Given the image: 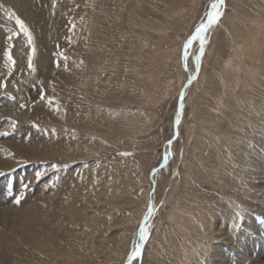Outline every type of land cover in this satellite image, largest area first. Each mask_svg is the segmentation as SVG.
<instances>
[{
	"label": "rangeland",
	"instance_id": "374dc122",
	"mask_svg": "<svg viewBox=\"0 0 264 264\" xmlns=\"http://www.w3.org/2000/svg\"><path fill=\"white\" fill-rule=\"evenodd\" d=\"M212 2L0 0V264H125L150 206L132 264H264V0H225L151 194Z\"/></svg>",
	"mask_w": 264,
	"mask_h": 264
},
{
	"label": "snow or ice",
	"instance_id": "6c2138e0",
	"mask_svg": "<svg viewBox=\"0 0 264 264\" xmlns=\"http://www.w3.org/2000/svg\"><path fill=\"white\" fill-rule=\"evenodd\" d=\"M224 8H225V0H214V2L211 3L210 5L211 10L207 13L206 21L200 23V25L195 29L194 34L186 41L184 45L185 61L188 58V49L192 47L194 42H199L201 55L196 57L197 67H199L201 56L204 53L205 44L207 42L206 34L213 25L219 22V20L223 16ZM16 23L19 25L20 31L28 35L29 43H32L31 33L28 32V29L24 25V22L20 20L18 17H16ZM11 38L12 37L10 36L8 39L11 40ZM34 51L35 49L33 48V52ZM9 60H12L11 55H9ZM30 66H31V62H30ZM179 121H180V117L177 116V123H179ZM169 143H171V141H169ZM37 175H41V174L38 173ZM16 202L19 203V200H17ZM155 211H156L155 207L150 206L147 214L144 216L143 222L139 228V241L138 243H136L134 249L132 250L131 256L129 258V264H132V261L140 257L142 254L145 241L149 237V227H150L149 221Z\"/></svg>",
	"mask_w": 264,
	"mask_h": 264
},
{
	"label": "water",
	"instance_id": "95a60500",
	"mask_svg": "<svg viewBox=\"0 0 264 264\" xmlns=\"http://www.w3.org/2000/svg\"><path fill=\"white\" fill-rule=\"evenodd\" d=\"M206 44H207V42H206ZM199 55H201L200 54V49H199V52H198L197 56H199ZM200 67H201V60H200L199 67H197V64H196V72H195L196 74L189 76V79H188L186 85L184 86L183 90L181 91V93L179 95L178 105H177V116L180 117V121H179V123H177V116H176L175 121H174V136L172 137V139L169 140V141H171V143H169V141H168L166 143V145H171L173 143V141L179 136V124L181 123V120H182V117H183V113H184V104H183L184 103V96H185L186 90L188 89V87L190 86L192 81L194 79H196V77H197L196 75L198 74ZM168 158H169L168 153L166 151H164L163 161H162L161 165H159L154 170V173L159 171L167 163ZM151 178H153L152 175H151ZM154 193H155V183H154V185L152 187V191H151V194H154ZM127 264H129V262H127Z\"/></svg>",
	"mask_w": 264,
	"mask_h": 264
},
{
	"label": "bare ground",
	"instance_id": "6f19581e",
	"mask_svg": "<svg viewBox=\"0 0 264 264\" xmlns=\"http://www.w3.org/2000/svg\"><path fill=\"white\" fill-rule=\"evenodd\" d=\"M212 45V44H211ZM206 46H207V44L205 45V48H206ZM208 48H210V47H208ZM204 52H205V50H204ZM204 54V53H203ZM203 56V55H202ZM202 56H201V62H202ZM197 64V63H196ZM201 68V67H200ZM200 70V69H199ZM196 72V70L194 71V70H190V74L189 75H194V74H196L195 73ZM199 73V72H198ZM198 75V74H197ZM196 75V76H197ZM189 88V87H188ZM188 90V89H187ZM187 90H186V93H187ZM190 90V89H189ZM186 93H185V95H186ZM184 98H185V96H184ZM263 126V125H262ZM179 129H180V124H179ZM166 144L164 145V148H163V153H164V151H166L167 149H166ZM167 152V151H166ZM155 170V169H154ZM158 172L159 171H157L156 173H154L153 172V174H152V177L153 178H151V181H152V185H154V183H155V187H156V185H157V174H158ZM153 195V194H152ZM151 201H153V197L151 198ZM6 222H9V220L8 221H6ZM197 228V227H196ZM138 237H139V235H138ZM136 238H137V234H136ZM206 246H208L207 244H205ZM204 247V246H203ZM202 247V248H203ZM207 247H205V249H206ZM131 256V255H130ZM130 256H129V258H130ZM129 258H128V260H127V262H129ZM127 262L125 263V264H127Z\"/></svg>",
	"mask_w": 264,
	"mask_h": 264
}]
</instances>
